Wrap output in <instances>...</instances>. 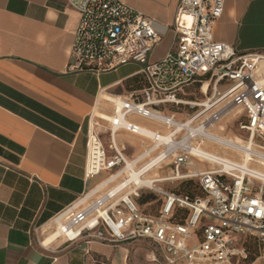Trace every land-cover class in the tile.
Instances as JSON below:
<instances>
[{"label": "built area", "instance_id": "obj_1", "mask_svg": "<svg viewBox=\"0 0 264 264\" xmlns=\"http://www.w3.org/2000/svg\"><path fill=\"white\" fill-rule=\"evenodd\" d=\"M68 3L79 14L70 69L100 73L138 63L146 80L139 92L125 97L111 95L113 98L107 100L115 107L108 116L115 119H102L112 125L108 130L114 156L108 157L99 131L91 128L86 177L127 164L128 156L115 137L126 130L157 141L147 149L149 152L162 145L166 153L176 151L174 174L167 180L196 178L203 195L190 197L155 187L162 205L157 214H152L145 212L130 194L120 196L113 189L101 193L103 188L97 186L53 218L52 232L59 231L57 238L70 242L88 238L104 242L148 239L161 252L162 260L152 256L158 264H241L252 256V239L257 244L252 262L264 264V52L240 53L231 44L215 40L214 27L223 14L225 0H181L175 20L176 48L156 61H151L150 55L161 36L151 17L124 0ZM195 83L200 84L201 92L208 84L207 91L202 92L206 97L203 101L181 96ZM162 104L190 110L180 115L168 113L156 108ZM237 108L240 112L231 119L245 118L240 128L248 135L234 142L215 131ZM133 116L161 124L170 130L171 140L164 143L160 131L140 133V124L130 119ZM193 138L199 140L197 146L190 142ZM204 139L243 154L249 169L238 167L244 160L224 158L235 166L225 168L216 163L209 170L181 174L184 165H192L188 161L191 150L201 149ZM166 157L162 154L158 164ZM256 171L261 173L256 175ZM134 195H140L138 190Z\"/></svg>", "mask_w": 264, "mask_h": 264}, {"label": "crops", "instance_id": "obj_2", "mask_svg": "<svg viewBox=\"0 0 264 264\" xmlns=\"http://www.w3.org/2000/svg\"><path fill=\"white\" fill-rule=\"evenodd\" d=\"M124 1L151 17L161 36L151 61L176 48L181 0ZM78 21L68 0H0V264H158L152 256L162 260L161 252L148 239L70 242L59 237L46 242L53 218L111 172L86 177L91 128L99 131L108 157L114 156L109 128L92 119L96 110L113 113L102 95L125 97L146 86L138 63L100 73L70 69ZM214 38L240 53L264 52V0H225ZM196 88L199 83L181 96L198 100ZM156 108L179 115L190 110L173 104ZM130 119L158 127L140 116ZM115 137L127 156V150L139 149L131 132ZM159 205L149 213L157 214L162 201ZM48 225L51 232L45 234Z\"/></svg>", "mask_w": 264, "mask_h": 264}, {"label": "rangeland", "instance_id": "obj_3", "mask_svg": "<svg viewBox=\"0 0 264 264\" xmlns=\"http://www.w3.org/2000/svg\"><path fill=\"white\" fill-rule=\"evenodd\" d=\"M193 93L196 95V97L198 98V101H203L204 99H206V97L202 94L201 92V88H199L197 90L193 89ZM108 102V101H107ZM110 106L113 107L114 110V104L108 102ZM107 106V104H105V107ZM240 112V109H234L231 114L229 116H227L222 124H220V127L217 131H215V133L221 137H225V138H229V139H233L235 140L237 137H246L248 135V132L246 130H241L240 128V123H244L246 121L245 118H242L240 120H234L231 119L233 115L237 114ZM108 115V113L104 112V111H98L96 110L93 113V119H95V121L99 122V125L105 128H111L112 125L110 123H108L106 120L100 118L101 115ZM149 120V119H148ZM153 122V121H152ZM155 124H157L158 127L156 128H152L150 129L151 131H160L163 135H169L170 130L164 128L161 124L154 122ZM144 126V125H143ZM148 128V127H147ZM122 131H126V130H120L118 134H120ZM134 137H136V142L139 143V149L136 152H131L127 150V154H128V161L130 162H134V165L136 166L135 168L137 170H140L142 167H144L146 164H148L150 161H153L154 159L158 158L159 156H161L162 154H165L167 157L163 160V162H161L160 164H157L156 166H154L153 169H151L147 174L144 175V177H151V178H155V177H170L173 176V159L174 156L176 155V151L171 150V152L166 153V146L162 145L156 149H154L153 151L149 152L147 151V149H151L152 147H154V145L157 143V141L153 140L151 137H144L142 135L139 134H134L132 133ZM110 137V134H109ZM199 140H203L202 137L199 138ZM196 138H193L190 140V142L193 145L198 144V141ZM239 142V139L235 140ZM118 142V141H117ZM201 149H204L205 151L211 152L216 156H220L223 158H230L231 160H234L236 162H242L244 160V156L241 153H238L237 151H234L233 149H228L226 148L224 145H221L219 143H215L211 140L208 139H204L203 144L201 146ZM126 152V151H124ZM147 153V155H145L144 157H140L142 154ZM114 154V152H113ZM158 156V157H157ZM189 162H192V165H184L183 168L181 169V174H186L189 170H209L214 168V166H216L214 162L209 161L205 158H201L198 156H195L194 154H190V158L188 160ZM127 164L126 165H122L119 168H116L115 170H113L112 172H106V178L105 181L103 183H101L103 185V189L101 191V193H104L110 189H114L116 186H118L120 183H123L124 181H126L127 179L130 178V172L129 170L126 169ZM121 171H123L121 173ZM121 173V174H120ZM117 175V177L113 180L112 179L113 175ZM112 175V176H111ZM110 180V182L108 184H106L108 181ZM100 184V185H101ZM127 187L124 188L122 191L119 192L120 196H125L126 194H130L132 196V198L137 202V204L140 205V207L148 212H157L158 208L160 207V199L158 197V195L156 194L154 188L158 187V186H163L165 188L168 189H175L180 191L181 193H187L188 191L193 193L194 196H200L203 195V191L200 189L198 180L196 178L191 179V178H177L175 180H163V181H159L157 183H154V185L151 186H140L139 188L134 190V185L133 183L129 184L127 183ZM99 185V186H100ZM133 185V186H132ZM138 190L139 192V196H135L134 195V191ZM143 200H146L144 203H142ZM51 225L45 226L43 228V230L45 231V234H48L51 232ZM249 246L251 249V253L252 256L250 258V260H248V262L253 261L251 259H254V257L257 254V244L256 241L254 240H250L249 241Z\"/></svg>", "mask_w": 264, "mask_h": 264}, {"label": "bare ground", "instance_id": "obj_4", "mask_svg": "<svg viewBox=\"0 0 264 264\" xmlns=\"http://www.w3.org/2000/svg\"><path fill=\"white\" fill-rule=\"evenodd\" d=\"M207 88H208V84L205 83V85H204V87L202 89V92H206L207 91ZM112 98H113L112 96H109V95H106V94L105 95H102V99H104V101L105 100L112 99ZM115 102L119 106L118 100H116ZM100 118L110 119L111 121H113L115 119L113 117L110 118V116H108L106 114L101 115ZM123 123H124V121H123ZM116 128H117V126H115V127L113 126V130H116ZM140 128H141L140 133H142L144 135H149V134L152 135V133H153V131H151L149 128H147V127H145L143 125H140ZM161 140H163L164 143L165 142L168 143L171 140V138L169 137V135H162V139ZM234 142H238V141H234ZM228 147H231V146H228ZM232 148H235V147H232ZM237 149L238 150H241L239 148H237ZM147 153L148 152L142 154L140 157H144L145 155H147ZM191 153L194 154L195 156L205 158V159H207L209 161H212V162H215V163L224 164V167L225 168H230V167L235 166L234 164H231V162H229L227 159L220 158L219 156H216V155H214L211 152L205 151L204 149L193 148L191 150ZM161 156H159V157L157 156L158 158L154 159L153 161H150L148 164H146L140 170H137L135 168L136 166L134 165V162H130V161L127 160V167H126V169L129 170V172H130V175H129L130 178L127 179L126 181H124L123 183H120L113 190L114 191H117V192H120L124 188L127 187V185H128L127 183H129V184L133 183L134 190H135V189H137V188H139L140 186H143V185L149 187L151 185H154L155 182L167 180L168 178L161 177V176L160 177H155V178L144 177L145 174H147L151 169L154 168V166H156L158 164V162L161 160V158H160ZM244 165H246V166H244ZM238 167L240 169H242L243 167L246 168L247 170L249 169L248 166H247V164H245V158H244V161L241 163V165H238ZM122 172L123 171H121V173ZM260 173L261 172L256 171V175L257 174H260ZM117 175L114 176V174H113V177L110 180L115 179L117 177ZM110 180L106 184H108L110 182ZM98 188H103V185L101 184L100 186H98ZM58 235H59V231L58 232H52L51 235H50V237L46 240V242H49L50 241V238H52L53 241L56 240V238L58 237Z\"/></svg>", "mask_w": 264, "mask_h": 264}, {"label": "trees", "instance_id": "obj_5", "mask_svg": "<svg viewBox=\"0 0 264 264\" xmlns=\"http://www.w3.org/2000/svg\"><path fill=\"white\" fill-rule=\"evenodd\" d=\"M174 192H176V193H179V194H186V195H189L190 197H195L194 196V194L193 193H191V192H187V193H181L180 191H178V190H175V189H172ZM146 200H143L142 201V203H144Z\"/></svg>", "mask_w": 264, "mask_h": 264}]
</instances>
